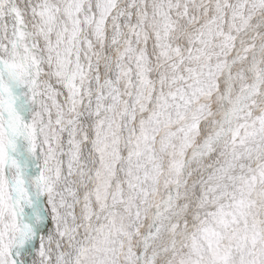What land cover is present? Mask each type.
<instances>
[{
    "label": "clouds",
    "instance_id": "obj_1",
    "mask_svg": "<svg viewBox=\"0 0 264 264\" xmlns=\"http://www.w3.org/2000/svg\"><path fill=\"white\" fill-rule=\"evenodd\" d=\"M0 264H264V0H0Z\"/></svg>",
    "mask_w": 264,
    "mask_h": 264
},
{
    "label": "snow or ice",
    "instance_id": "obj_2",
    "mask_svg": "<svg viewBox=\"0 0 264 264\" xmlns=\"http://www.w3.org/2000/svg\"><path fill=\"white\" fill-rule=\"evenodd\" d=\"M2 75H3V69L0 68V77H2ZM12 261H13V264H15V261H16V255H13V257H12Z\"/></svg>",
    "mask_w": 264,
    "mask_h": 264
}]
</instances>
